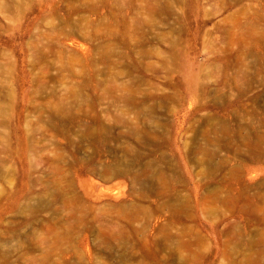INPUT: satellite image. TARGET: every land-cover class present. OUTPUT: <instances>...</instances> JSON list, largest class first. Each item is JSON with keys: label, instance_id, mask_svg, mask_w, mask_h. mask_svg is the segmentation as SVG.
Returning <instances> with one entry per match:
<instances>
[{"label": "rangeland", "instance_id": "1", "mask_svg": "<svg viewBox=\"0 0 264 264\" xmlns=\"http://www.w3.org/2000/svg\"><path fill=\"white\" fill-rule=\"evenodd\" d=\"M0 264H264V0H0Z\"/></svg>", "mask_w": 264, "mask_h": 264}]
</instances>
